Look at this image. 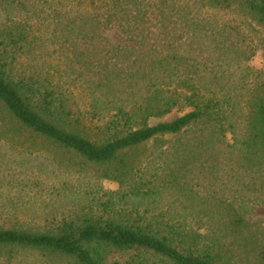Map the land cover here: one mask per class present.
<instances>
[{
  "label": "trees",
  "instance_id": "1",
  "mask_svg": "<svg viewBox=\"0 0 264 264\" xmlns=\"http://www.w3.org/2000/svg\"><path fill=\"white\" fill-rule=\"evenodd\" d=\"M55 1L85 10L95 3L43 0ZM111 4L95 7L96 14L58 13L52 36L33 34L30 23L12 17L0 22V142L43 155L69 176L90 178L92 167L87 185H118L104 193L108 199L95 198V211H69L38 226L0 225V264L20 255L30 262L19 264H110L114 253H132L125 264H233L241 250L264 261L257 245L264 234L253 230L235 197L220 207V223L193 225L187 213L164 204L174 187L166 169L151 170L157 151L195 141L187 157L196 147L195 157L225 160L226 171L208 162L205 174L231 173L230 193L245 187L264 206V68L249 65L264 0ZM113 28L116 45L104 35ZM59 43L53 51L47 46ZM175 112L182 115L166 120ZM44 184L37 179L34 186Z\"/></svg>",
  "mask_w": 264,
  "mask_h": 264
},
{
  "label": "rangeland",
  "instance_id": "2",
  "mask_svg": "<svg viewBox=\"0 0 264 264\" xmlns=\"http://www.w3.org/2000/svg\"><path fill=\"white\" fill-rule=\"evenodd\" d=\"M94 1V0H93ZM112 0H95L94 4L85 10V4L78 5V2L72 5L69 1L60 3L58 1L53 4H46L43 0H16L11 5L4 0H0V22L6 21L8 17H12L17 21L30 23L27 27L31 33L43 36H52L58 30L57 23L59 19L56 17L58 13L64 16L65 12L73 8L74 11H82L83 8L88 13L96 14L95 7L103 9L105 5H112ZM46 5V6H44ZM52 5V7H51ZM87 5V4H86ZM83 10V11H84ZM57 11V14H54ZM101 13L104 10H99ZM56 15V16H55ZM213 21V20H211ZM255 33L253 40L255 41V54L249 62V65L255 70L264 68V27L254 26ZM105 37L110 45H116L121 42L119 32L113 28L108 30ZM49 50L53 51L57 45H47ZM61 54V52L59 53ZM59 55H55L53 60L59 59ZM68 67V63L61 59V68L64 70ZM80 105L84 108L85 102L80 101ZM182 115L175 112L166 120H172ZM189 146L175 149L174 151L163 148L156 152L158 157H152L151 161L155 166L151 170L161 169L165 172L168 185L174 186L173 189L163 196L164 204L173 207V210L180 213L188 214V222L193 225L218 224L221 222L218 212L221 206H227L235 197L237 208H246L249 214L245 216L246 220L253 226V230L264 234V206L257 205L253 200L256 195L245 187H239L235 195L230 193V181H235L231 173L229 179L227 174L214 176L207 175L203 172V168L209 162V166L217 165L216 169L226 171L224 158L218 160H210L208 157H201L200 151L195 147L194 154H190V147H194L195 141L186 142ZM186 149V154L183 153ZM162 151H165L164 153ZM68 156L65 157L64 164L69 165ZM76 159L74 162L76 163ZM209 168V167H208ZM175 172V176H168L171 171ZM207 172V170H205ZM85 178L82 175L69 176L64 170L59 169L50 159L45 156H29L25 150L17 149L13 145L0 142V225H31L38 226L49 223L56 217H60L62 213L69 211H87L92 208L94 211L99 207L96 199H108L104 193L108 191H116L118 185L107 180L100 181L98 184H89V180H93L91 175H95L92 167L87 168ZM84 174V173H83ZM235 175V174H234ZM238 175V174H236ZM84 177V178H83ZM38 180L44 181V186L38 188L34 183ZM68 182L67 185L65 182ZM248 183L249 179L245 177ZM57 189V190H56ZM103 193V194H102ZM255 195V196H254ZM103 197V198H101ZM213 210L214 214L209 216H198L200 211ZM242 211V210H241ZM16 217L14 219H11ZM223 222V221H222ZM261 243V244H260ZM260 244V245H259ZM257 245L264 248V238L257 240ZM233 264H262L264 261L257 258L258 252L241 250L236 253ZM131 254L114 253L111 256L110 264H125L131 259ZM20 260L15 264L30 262V256L20 255ZM23 260L24 262H22Z\"/></svg>",
  "mask_w": 264,
  "mask_h": 264
}]
</instances>
